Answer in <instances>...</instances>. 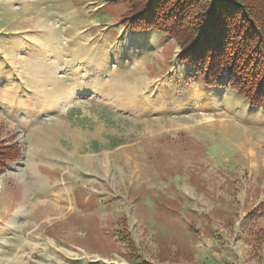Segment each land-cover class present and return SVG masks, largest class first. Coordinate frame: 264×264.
<instances>
[{
  "label": "rangeland",
  "instance_id": "obj_1",
  "mask_svg": "<svg viewBox=\"0 0 264 264\" xmlns=\"http://www.w3.org/2000/svg\"><path fill=\"white\" fill-rule=\"evenodd\" d=\"M111 2L107 21L119 23L113 30L122 28L125 40L115 41L97 25L81 32L88 25L81 18L87 15L76 8L78 0H0V146L20 147V156L6 161L0 171V264H264V233L257 231L254 214L240 212L238 188L233 186L238 176L249 174V160L264 155V108L250 105L224 76L220 85L207 84L197 69L176 59L180 47L174 39L123 27L120 19L128 6ZM84 33L91 38L85 55L90 61L81 58V64L94 71L86 84L117 64L127 65L124 77L129 72L145 74L144 98L127 108L114 107L123 119L112 121H118L122 131L107 119L112 108L104 103L105 88L65 86L56 61L48 60L54 56L40 49L41 40L46 45L59 40L64 46L65 36L75 40ZM98 33L106 34L101 43ZM140 56L142 71L131 64ZM60 112L66 114L60 118L70 124L69 131L56 135L38 127L56 120ZM116 138L131 144L112 152L108 178L102 179L113 199L106 211L112 210L115 227L97 230L89 219L95 201L77 203L83 208L75 210L90 221L73 213L60 222L48 217L38 223L45 212L40 207L27 214V208L40 201L25 206L30 186L43 182L30 172L38 170L40 162L80 166V173L93 176L95 166L87 164L85 149L94 148L98 139ZM147 156L149 165L143 161ZM202 176L215 177V186H224L221 195L234 203L237 222L216 224L210 239H204L200 221L192 233L185 225L173 232L155 230L148 215L160 205L168 206L167 195L177 186L192 189V206L204 208V180H198ZM170 208L175 209L172 204ZM250 231L257 235L253 241L243 238Z\"/></svg>",
  "mask_w": 264,
  "mask_h": 264
},
{
  "label": "crops",
  "instance_id": "obj_2",
  "mask_svg": "<svg viewBox=\"0 0 264 264\" xmlns=\"http://www.w3.org/2000/svg\"><path fill=\"white\" fill-rule=\"evenodd\" d=\"M78 1H80L81 4L76 8L78 12L80 11L79 13H85L87 15L86 17L81 18L85 21L84 24L88 25L87 28H83L81 32H85L87 29L89 30L92 28V26L97 25L102 26V29L106 31L105 33L107 36L108 32H111V36H115V41L121 40L122 38L125 40L126 37L122 32V28L113 30L119 26V23L116 22L115 24L113 22L107 21L110 18V16L107 15L110 14L109 10L112 8V2L109 3L110 0ZM98 14L102 16L100 19L96 17ZM105 33H98L96 36L98 42L101 43V41L104 40L106 36ZM151 33V37H162L163 35L156 31H151ZM65 38L64 46L60 45L59 40H57L55 44L49 41L47 45L41 40L40 49H42V54L46 55L47 57L50 55L54 56V58H48V60L50 62L56 61V68L59 72H62L65 86L74 88H105L103 98L105 100L104 103L111 105L108 106L109 109L112 108L108 110L110 117L107 119H110L111 125H114L116 128L121 129L122 131L123 128L118 127V121H112L114 119H123L122 113L113 112L115 109L114 107L127 108L132 106L134 103H138L142 98H144L145 74L142 73L140 75L134 76L132 72H129L124 77L122 73L125 71V67H127V65L125 63L117 64L113 65L112 67L109 66L106 70H103L101 76L94 80L92 84H86V79L88 77L91 78L94 71H92L90 68H86L87 66L85 65V62L83 64L84 67H82L81 63L83 60L90 61L89 58H85V55L88 52L90 53L91 38L86 34L80 38H76L75 40L71 36H65ZM31 41L36 44L38 43L34 40ZM76 42L80 44L79 48L77 47ZM117 49L119 50V48ZM140 58L141 56L137 58L136 62H131V64H133V67L134 65L136 68L140 67V71H142V67L144 66L139 64V61H141ZM128 76H130V80L127 78ZM98 108L99 107H95L94 110L97 111ZM100 114H102V112ZM61 116H66L65 112H60V115L56 120L50 122L49 124L47 122L48 125L38 124V127L49 128L55 131L56 135L61 133L64 134L66 131L70 130V124L61 119ZM101 119L105 120L106 118L103 117ZM125 133L127 134L128 131ZM189 134L192 135V133ZM200 136L204 135H198V137ZM120 140L121 138H116L112 141L98 139L95 141L96 145L94 148L85 149L86 152L84 154L89 155L85 157L87 164L91 165L93 163V167L95 166L93 169L95 175L93 176L80 173V166H70L66 164L64 167H54L53 165H45L44 163L40 162L38 164L39 169H35L30 172H35L36 175H39L41 180L43 179V182H41V185L37 187L30 186V192L25 201V206L30 207L33 200L40 201L35 204L36 206L34 207L36 209H34V207H26L27 214L36 212V210L40 207L42 211L45 210V212H43V215L38 223H42V221H45L48 217H56L57 222H60L73 213H76L75 210L79 208L77 203L81 204V206H87L88 204H91L90 201H95L97 207L95 209L91 208L89 210V219L95 223V226L98 228L97 230L106 231L107 229H112L115 227L112 210L106 211V208L111 206L113 199L112 197L109 198L108 192H105L106 187L104 183L106 180L102 179L108 178V173L111 168L110 155H112V152L127 147L131 144L126 140ZM84 154L78 153L80 156ZM253 155L255 156V154ZM246 156L248 157V155ZM145 158L146 160L143 161H146L147 165H149L148 156ZM249 161V164L245 166V168H248L247 171H249V174L243 178L238 176V181L233 184V186L238 188L236 204L239 206L240 212L242 211L245 216L246 214H250V212L254 214L253 218L255 220L254 223L257 231L261 230L264 233V155H262L260 158L254 157ZM29 167L30 164L28 163L27 168ZM98 172H100L101 176L97 175ZM198 180H200L201 184L204 180V208L192 206V200L194 199L192 189L190 190L187 186H184L182 189H180V186H177L172 192L173 195H167L169 196L166 198L169 200V205H160L158 210L154 209L155 212L152 215H148L155 230L173 232L177 230H183L185 225L186 228L184 229H186L188 233H192L191 230L194 231L193 226L195 221H200L204 223V239H210L214 237H212V234L209 236V234L213 233L214 235L217 232L216 224L219 226V223L222 222L224 225L226 223L230 225L232 222H235V212L237 213V210L234 208V203L226 202L221 195L223 193L221 190L224 186L221 185V187H219V184L218 186H215V177L207 178L202 176ZM201 198H203V196ZM187 202H190L191 205L187 204ZM171 204L175 208L174 210L170 208ZM82 208L83 207L79 208V210ZM17 211L19 210L17 209ZM17 211L15 210L13 212L17 213ZM77 216L83 220H87V214L85 213L78 214L77 212L76 217ZM89 219L87 221H90ZM141 221L144 224V218H142V216ZM42 230H44V226ZM77 230L72 229L71 231L73 232ZM246 231L247 230H245V232ZM239 237H241V234H239ZM256 237L257 235L254 233V231H250L246 236H243L244 239L252 241L255 240ZM66 244L72 247V245L68 243ZM77 248L79 249V247ZM213 248L214 246L212 249ZM205 249H208V247ZM79 250H81V248ZM213 253L215 254L216 252Z\"/></svg>",
  "mask_w": 264,
  "mask_h": 264
},
{
  "label": "trees",
  "instance_id": "obj_3",
  "mask_svg": "<svg viewBox=\"0 0 264 264\" xmlns=\"http://www.w3.org/2000/svg\"><path fill=\"white\" fill-rule=\"evenodd\" d=\"M128 8L123 27L174 39L176 59L207 84H227L250 105L264 108V0H117ZM20 156L18 143L0 146V171Z\"/></svg>",
  "mask_w": 264,
  "mask_h": 264
},
{
  "label": "bare ground",
  "instance_id": "obj_4",
  "mask_svg": "<svg viewBox=\"0 0 264 264\" xmlns=\"http://www.w3.org/2000/svg\"><path fill=\"white\" fill-rule=\"evenodd\" d=\"M20 211V209H18Z\"/></svg>",
  "mask_w": 264,
  "mask_h": 264
}]
</instances>
